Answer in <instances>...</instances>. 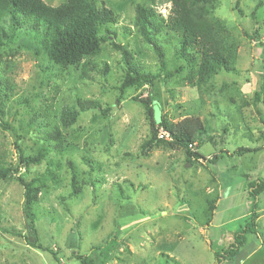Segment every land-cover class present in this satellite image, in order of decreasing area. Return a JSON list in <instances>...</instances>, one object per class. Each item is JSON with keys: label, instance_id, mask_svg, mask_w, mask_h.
Returning a JSON list of instances; mask_svg holds the SVG:
<instances>
[{"label": "rangeland", "instance_id": "1", "mask_svg": "<svg viewBox=\"0 0 264 264\" xmlns=\"http://www.w3.org/2000/svg\"><path fill=\"white\" fill-rule=\"evenodd\" d=\"M44 1L58 6L66 0ZM94 2L116 15L94 59L100 67L108 64L106 76L91 72L81 80L80 66L54 65L33 34L3 48L14 92L0 104V165L13 172L0 179V264H58L49 252L31 246L36 237L57 253L60 264H80L76 256L96 264H216V254L229 247L255 203L258 235L248 236L239 255L224 264H264V194L255 200L247 193L249 181L264 179V103L250 102L264 75V0H218L214 18L226 24L239 57L235 71L220 72L200 91L187 69L177 71L184 64L174 59L172 46L164 45L163 72L134 23L138 0ZM170 8L167 0L155 1L164 18ZM114 45L157 78L154 86L137 81L120 90L127 66ZM166 71L173 76L165 79ZM149 96L169 122L203 121L206 132L192 151L203 159L190 165L182 149H142L151 137ZM78 100L88 110L67 132L72 145L61 155L47 133L58 126L62 109ZM42 144L52 150L46 158L28 167L20 163L21 156L36 157ZM70 166L81 188L75 199ZM19 178H41L36 237ZM88 179L97 182L89 186Z\"/></svg>", "mask_w": 264, "mask_h": 264}, {"label": "trees", "instance_id": "2", "mask_svg": "<svg viewBox=\"0 0 264 264\" xmlns=\"http://www.w3.org/2000/svg\"><path fill=\"white\" fill-rule=\"evenodd\" d=\"M138 1L134 23L144 43L159 57L163 72L166 68L164 53L166 47L164 45L174 48V59L184 64L177 71L182 72L187 69L188 79L193 88L196 84L195 88L198 91L203 84H208L220 72L235 71L239 57L238 47L232 41L226 24L214 18L218 0H167L171 4V8L166 18L157 13L156 0H146L148 3H145V0ZM115 23L114 11L106 7L104 3L98 5L94 0H66L58 6H51L44 0H0V104L9 100L14 92L8 75L9 68L3 59V48L9 41L19 38L22 34H33L51 63L62 69L80 66L82 68L81 80H85L92 77L91 72L103 76L109 73L107 63L100 67L94 62V59L101 55L102 44L107 42V36L111 34L109 25ZM103 31L107 35L102 34ZM114 47L121 52L127 66L126 77L123 85L120 86L122 92L137 81L154 86L157 81L155 76L144 74L128 50L116 45ZM165 76V79H169L173 74L166 71ZM261 79L262 83L250 101L252 104L264 103V75ZM195 80L197 82H194ZM147 102L150 103L148 116L151 137L142 146V149L152 150L160 145L182 149L185 151L187 162L190 165H193L194 161L203 159L198 152H192L189 149V145L194 143L199 135L206 132L203 121L199 117H191L178 123L169 122L162 115V109L160 107L159 110L156 109L155 103L158 101L155 97L149 96ZM89 103L95 110L100 109L97 103ZM87 110L88 108L81 100H78L76 106H65L62 109L58 117V126L53 128L52 132L47 133V142H55L59 154L66 153L68 146L72 145L67 132L78 124L81 114ZM161 130L169 132L172 140L159 139L158 134ZM47 148H49L48 144H42L39 153H37L38 157L21 156L20 163L25 167L40 163L41 159L46 158L52 151ZM90 164L91 170L95 169L91 162ZM0 166H2L0 179L10 178L13 170L3 164ZM47 166L49 173L54 175L51 169L55 166L53 161H47ZM70 167L72 168L70 199H75L81 193V188L78 184V176L75 175V166ZM40 179L36 178L31 182H25L22 178L18 179L24 188V212L31 222V229L35 237L38 216L34 211V206L37 204L40 194L37 188V184H42ZM94 181L97 182V180L88 179L86 184L93 186ZM247 193L250 198L257 200L264 194V179L258 178V180L249 181ZM258 219L259 208L255 203L252 212L246 217L244 225L233 236L229 247L216 254V264L233 261L241 249L246 246L248 236L258 235ZM31 246L34 249L49 252L60 264L57 253L44 248L38 242L37 237ZM167 257L170 259L169 256ZM76 259L80 264H96L92 259L77 256ZM175 263L178 264L176 261Z\"/></svg>", "mask_w": 264, "mask_h": 264}, {"label": "built area", "instance_id": "3", "mask_svg": "<svg viewBox=\"0 0 264 264\" xmlns=\"http://www.w3.org/2000/svg\"><path fill=\"white\" fill-rule=\"evenodd\" d=\"M158 138L161 140H165V141H171L172 140L170 133L167 131H164V130H161L159 132ZM195 147H196V143H192L189 145V149L192 151H194Z\"/></svg>", "mask_w": 264, "mask_h": 264}]
</instances>
